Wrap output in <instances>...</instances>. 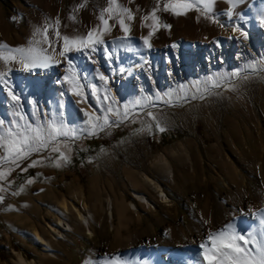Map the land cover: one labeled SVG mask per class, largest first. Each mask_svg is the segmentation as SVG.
Masks as SVG:
<instances>
[{
    "label": "rangeland",
    "instance_id": "rangeland-1",
    "mask_svg": "<svg viewBox=\"0 0 264 264\" xmlns=\"http://www.w3.org/2000/svg\"><path fill=\"white\" fill-rule=\"evenodd\" d=\"M216 15L191 0H0V264L9 263L11 250L38 258L26 231L54 212L57 200L78 189L87 195L92 184L102 196L118 198L131 185L129 172L153 176L148 163L180 144L194 176L174 157L175 186L159 180L173 204L166 208L150 195L155 212L140 208L142 219L130 224L131 233L144 236L150 223L152 235L169 223L189 224L206 204L217 211L223 195L231 194L229 182L241 183L220 169L226 160L260 191L253 178L254 166L264 164V47L256 43L236 60L219 51L215 58L195 54L192 42L202 40L190 34L193 26H218ZM256 17L239 22L245 39L261 25ZM28 21L38 22L31 30L34 48L25 66L7 65L24 49L3 41L26 33ZM208 37L223 47L220 35ZM43 52L48 68L41 67ZM166 72L170 80H163ZM91 142L101 149L90 159L75 154ZM26 170L32 176L16 186ZM93 233L70 234L76 246L57 242L59 260L45 264H82L89 251L109 249L113 232L94 227ZM239 242L234 239L243 249ZM205 258L201 264H224Z\"/></svg>",
    "mask_w": 264,
    "mask_h": 264
},
{
    "label": "bare ground",
    "instance_id": "bare-ground-1",
    "mask_svg": "<svg viewBox=\"0 0 264 264\" xmlns=\"http://www.w3.org/2000/svg\"><path fill=\"white\" fill-rule=\"evenodd\" d=\"M191 1L200 7H206L209 13H219L215 16L218 26L206 31H199L197 24L193 26L190 34L196 35L202 40V42H192L191 50L195 54L203 53L207 57L212 55L215 58L219 51L220 55L234 56L236 60L246 50L251 51L256 43L259 45V49L264 47V0ZM248 9L249 14H244L243 12ZM256 16H260L261 25L253 26L251 29L253 38L245 39L241 33L239 22L247 24L253 20L258 22ZM35 22L28 21L29 27L26 33L13 35L3 41L8 46L19 48L18 50L24 49L22 53H19V56L16 55L17 57L8 61L7 65L9 63L26 64L25 56L34 48L31 30L34 29ZM134 23L129 22L130 25ZM3 25L4 22L0 17V27ZM210 31L215 36L220 35L224 41L223 47L217 46L214 41H211V38L208 37ZM214 45L217 46V49ZM142 46L148 48L146 44L142 43ZM186 52L188 65L184 66L189 68L191 60L189 47ZM40 55L41 67L47 66L48 68L49 56L44 52ZM182 74L180 72V75ZM166 78L170 80L172 75L166 72L163 80ZM152 82L151 84H153ZM111 93L115 94L114 90H111ZM45 107L43 104V108ZM70 112L72 113L71 110ZM246 147L249 146L246 145ZM174 157L180 158V162L184 163L183 169L187 176H194L195 166L192 158L180 144L177 149L169 148L159 153L154 160L148 163L147 170L154 177L139 170L129 172L131 185H128L126 193L118 198L102 196L93 184L88 187V196L78 189L67 198L63 197L57 200L54 212L47 211L44 215H40L38 224L26 231L33 252L38 258L27 259L20 252L11 250L12 258L8 264H45V260L57 261L59 260L57 242L73 244L69 235L74 233L91 238L94 234V227L112 231L113 237L105 243L109 249L102 248L96 253H93L94 250L89 251L82 264H201L199 261L201 256L213 259L216 256L224 264L264 263V212L261 215L258 213L264 207V164L259 160L254 166L256 173H254L253 181L258 184L260 191L251 188L252 186L247 184L245 177L239 175L235 164L226 160L220 169L225 171L224 175L233 179L240 178L241 183L231 185L229 182L231 194L223 195L222 203L217 207V211L211 204H206L203 209L193 214L191 223L182 225L168 222L169 224L163 228L160 235H152L151 223L144 236L143 231L130 232V224L134 221L140 222L142 219L138 214L140 208L148 214L155 212L150 195H153L157 199L156 201L161 199L160 204L166 208L173 204L161 187L159 180H164L168 186H175L176 172L171 163ZM249 169L253 172L251 168ZM97 208L99 214L96 212ZM115 219L118 220L117 225L114 224ZM123 230L129 234L124 235ZM235 238L240 241L243 249L234 244ZM209 242L217 245V250L207 247L206 244ZM247 244L251 249L247 247Z\"/></svg>",
    "mask_w": 264,
    "mask_h": 264
},
{
    "label": "trees",
    "instance_id": "trees-1",
    "mask_svg": "<svg viewBox=\"0 0 264 264\" xmlns=\"http://www.w3.org/2000/svg\"><path fill=\"white\" fill-rule=\"evenodd\" d=\"M101 149V145L96 143H88L85 145L84 148L78 149L75 148V154L79 155L80 157H84L86 159H90L94 153ZM32 173L29 170H26L22 174H18L16 177L15 185L18 186L20 183H23L27 178L31 177Z\"/></svg>",
    "mask_w": 264,
    "mask_h": 264
}]
</instances>
